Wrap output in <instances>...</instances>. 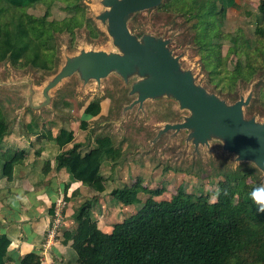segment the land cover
Masks as SVG:
<instances>
[{
	"label": "rangeland",
	"instance_id": "1",
	"mask_svg": "<svg viewBox=\"0 0 264 264\" xmlns=\"http://www.w3.org/2000/svg\"><path fill=\"white\" fill-rule=\"evenodd\" d=\"M113 1L83 0L81 5L86 9L92 26L100 32L99 37L92 38L87 28L77 31L72 49L68 34L58 36L54 42L61 61L57 74L49 75L31 66L18 67L9 61L0 63V107L7 122L11 123L12 117L15 121L17 113L24 117L29 113L35 118L47 119L51 113L60 110H79L89 102H100L101 105L105 101L102 114L89 122L87 131L91 134L88 142H92L93 137L110 136L115 146L121 148L122 155L116 164L104 166L107 182L121 175L129 179L126 185H134L139 180L147 189L164 190L160 196L141 192V204L128 208L129 214L140 209L150 198L158 202L172 199L181 187L191 195H209L210 202L215 203L219 183L226 173L237 168L246 169L248 164L261 170L260 180L264 183L261 162L254 158L245 159L243 152L229 147L228 138L217 134L216 128L203 139L195 137L194 129L172 128L173 125L187 123L196 112L183 107L168 88L163 90V94L142 101L143 89L139 86L135 89V85L147 82L153 76L139 72L126 75L119 68L102 79L93 75L85 79L82 70L66 76L63 74L65 65L76 63L82 56L104 53L108 58L113 55L125 57L110 29L109 16L115 7ZM236 2L237 7L228 9L225 18L219 20L213 31L223 35L217 45L221 64L215 71H209L204 65V54L195 39L192 23L182 14L175 13L172 6L142 11L135 20L129 16L126 24L129 29L131 25L135 26V33L130 31L134 37L135 34L141 35L139 39L136 37L139 43L154 54L162 52L168 62L175 64L177 74L186 78V85L191 90L203 92L209 99H217L226 109H230L238 99L243 102V119L264 126V87H256L257 79L252 84L239 85L237 91L227 92L233 73L242 69L245 44L251 47L256 40L255 29L261 17L259 0ZM2 4L0 2V6ZM68 9L79 11L76 0H47L45 4L29 8L26 16L31 21L46 16L50 24L63 25L69 21ZM59 79L62 84H59ZM43 95H47L46 101ZM38 99L40 104L45 102L42 111L34 113L31 103L36 104ZM249 109L252 114H249ZM53 117L57 118L56 115ZM70 120L68 118V122ZM109 184L110 188L116 186L115 180ZM117 185L125 184L120 182ZM106 209L111 215L119 212V207L109 205ZM126 214H123L124 219ZM120 218L118 216V220Z\"/></svg>",
	"mask_w": 264,
	"mask_h": 264
},
{
	"label": "trees",
	"instance_id": "2",
	"mask_svg": "<svg viewBox=\"0 0 264 264\" xmlns=\"http://www.w3.org/2000/svg\"><path fill=\"white\" fill-rule=\"evenodd\" d=\"M46 1L0 0V63L9 61L18 67L31 66L49 75L57 74L61 61L54 42L58 36L68 34L72 49L77 31L87 28L92 38L99 37L100 32L81 5L83 0H76L79 11L68 9L69 21L63 25L50 24L46 16L29 20L26 11ZM169 5L192 23L205 67L217 70L221 64L217 45L223 35L213 31L227 10L237 7L236 0H163L156 9ZM258 12L261 20L256 25V40L251 47L245 44L242 69L233 73L227 92L237 91L239 85L252 84L256 79V87H264V0H259ZM140 13L131 17L135 20ZM130 30L135 33V26L131 25ZM135 37L139 39L141 35ZM86 113L100 115V102L90 103ZM82 128L86 130L88 123L83 122ZM6 134L7 125L0 118V143ZM54 140L64 147L74 141V134L61 131ZM96 143L98 147L85 156L79 151L82 144H74L58 157V168L68 167L76 180L103 193L107 179L102 174V159L116 164L122 153L110 136H98ZM245 166L246 169L226 173L215 203L210 202L209 195H191L181 187L170 200L148 199L115 224L111 233L98 227L90 202L77 206L73 215L77 227L65 233V242H72L76 253L74 264H264V213L257 211L249 196L253 186L264 184L260 180L262 172L257 166ZM141 192L160 196L164 190L147 189L138 180L134 185L114 189L111 195L122 206L131 208L141 204ZM9 247L10 240L0 237V264H6ZM19 264L43 262L41 256L30 253Z\"/></svg>",
	"mask_w": 264,
	"mask_h": 264
},
{
	"label": "crops",
	"instance_id": "3",
	"mask_svg": "<svg viewBox=\"0 0 264 264\" xmlns=\"http://www.w3.org/2000/svg\"><path fill=\"white\" fill-rule=\"evenodd\" d=\"M43 96L46 101L47 95ZM39 101L31 103L34 113L42 111L45 101L41 104ZM89 103L79 110L51 113L47 119L17 113L16 120L12 117L11 123L7 122L0 107V118L8 129L0 143V237L6 236L10 240L6 264H19L30 253L41 256L43 264H74L76 253L72 242H65V233L76 229L75 208L85 202L91 203L92 218L105 233H111L115 224L128 217L124 219L123 214L130 207L118 205L111 192L119 187L120 182L128 184L129 179L121 175L111 178L106 183L105 192L97 193L76 180L68 167L58 168V157L72 149L74 144H82L79 150L82 156L98 147L95 137L88 142L91 135L88 128H82L83 122L89 124L102 114L96 117L87 114ZM103 104L105 101L101 102L102 111ZM68 118L71 119L69 122ZM61 131L73 132L74 141L60 147L54 139ZM110 164L114 163L105 157L102 159L104 176V166ZM111 180H115V188H110ZM107 204L119 207V212L111 215L106 209ZM118 216L122 219L118 220ZM56 221L59 226L52 235Z\"/></svg>",
	"mask_w": 264,
	"mask_h": 264
},
{
	"label": "water",
	"instance_id": "4",
	"mask_svg": "<svg viewBox=\"0 0 264 264\" xmlns=\"http://www.w3.org/2000/svg\"><path fill=\"white\" fill-rule=\"evenodd\" d=\"M161 2L162 0L113 1L115 7L109 16L110 29L125 57L113 55L108 58L104 53L82 56L76 63L67 64L63 74L66 76L82 70L83 75H86L85 79L91 75L102 79L115 68H119L126 75L147 73L153 79L135 85V89H139L138 86L143 89L140 95L142 101L163 94V90L168 88L182 102L183 107H189L196 112L187 123L176 124L172 128L194 129L195 137L201 139L216 128L217 134L228 138L229 147L243 152L245 159L259 160L264 167V126L243 119V102L238 101L230 109H226L217 99H209L203 92L191 90L186 85V78L177 74L175 64L168 62L162 52H151L131 33L126 18L134 13L156 8ZM84 63L89 64L83 66Z\"/></svg>",
	"mask_w": 264,
	"mask_h": 264
},
{
	"label": "clouds",
	"instance_id": "5",
	"mask_svg": "<svg viewBox=\"0 0 264 264\" xmlns=\"http://www.w3.org/2000/svg\"><path fill=\"white\" fill-rule=\"evenodd\" d=\"M249 196L256 205L257 211L264 213V184L253 186Z\"/></svg>",
	"mask_w": 264,
	"mask_h": 264
},
{
	"label": "built area",
	"instance_id": "6",
	"mask_svg": "<svg viewBox=\"0 0 264 264\" xmlns=\"http://www.w3.org/2000/svg\"><path fill=\"white\" fill-rule=\"evenodd\" d=\"M58 226H59V221H58V222L56 221V223H55V225H54V227H53V229H52V231H51V234H52V235L54 234V232H55V230L58 228Z\"/></svg>",
	"mask_w": 264,
	"mask_h": 264
}]
</instances>
